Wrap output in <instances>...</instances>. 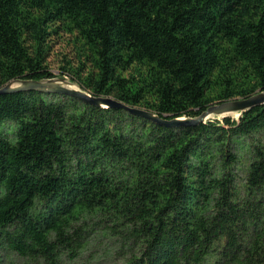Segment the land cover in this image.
Wrapping results in <instances>:
<instances>
[{
  "label": "trees",
  "instance_id": "1",
  "mask_svg": "<svg viewBox=\"0 0 264 264\" xmlns=\"http://www.w3.org/2000/svg\"><path fill=\"white\" fill-rule=\"evenodd\" d=\"M61 33L78 43L61 76L164 120L264 91V0H0V88L57 77ZM263 133L264 104L171 127L68 95L1 94L0 264L5 250L61 264L97 225L122 264H264Z\"/></svg>",
  "mask_w": 264,
  "mask_h": 264
},
{
  "label": "rangeland",
  "instance_id": "2",
  "mask_svg": "<svg viewBox=\"0 0 264 264\" xmlns=\"http://www.w3.org/2000/svg\"><path fill=\"white\" fill-rule=\"evenodd\" d=\"M53 48L49 57V66L52 72L57 76L54 79L64 78L67 84H63L66 87L77 88V85L72 83V80L68 76L60 75V68L65 63V60L71 61L72 64L77 63L76 47L78 43H75L70 35L67 33H61L54 38ZM216 104V103H215ZM231 117L237 118L236 114H230ZM221 118V117H220ZM8 124L5 125V131L8 128ZM261 141L264 143V133L261 136ZM237 154L240 156V160L237 166L234 168L236 174L237 183H241L244 179V173L248 161V151L246 148H242V145L236 146ZM94 222V221H93ZM97 228L88 230L85 235L83 245L78 249L76 257H70L64 254L61 259V264H122L126 253L120 250V243L116 237L110 235L107 232H102L99 225ZM2 259L5 264L21 263L23 259L16 253L9 250L2 252Z\"/></svg>",
  "mask_w": 264,
  "mask_h": 264
},
{
  "label": "water",
  "instance_id": "3",
  "mask_svg": "<svg viewBox=\"0 0 264 264\" xmlns=\"http://www.w3.org/2000/svg\"><path fill=\"white\" fill-rule=\"evenodd\" d=\"M63 84H67L64 78H53L42 81H11L0 88V95L14 92H41L48 94L68 95L77 98L83 103L90 104L96 107H123L134 114L143 116L159 124L171 127L178 125L197 124L199 122H205L215 117L223 118L229 116L230 114H236L238 117L241 112L246 111L254 106L264 104V91H261L253 94L250 97L237 98L219 104H213L209 106L197 118L183 117L175 118L172 120H164L159 118L152 112L127 107L110 97L92 96L86 90L81 88L77 83H74L77 85V88L66 87Z\"/></svg>",
  "mask_w": 264,
  "mask_h": 264
}]
</instances>
